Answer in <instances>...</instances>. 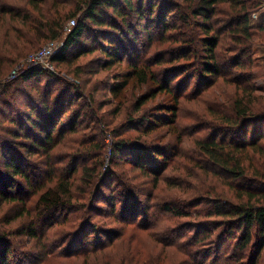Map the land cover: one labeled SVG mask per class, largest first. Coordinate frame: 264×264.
<instances>
[{
	"label": "trees",
	"instance_id": "trees-1",
	"mask_svg": "<svg viewBox=\"0 0 264 264\" xmlns=\"http://www.w3.org/2000/svg\"><path fill=\"white\" fill-rule=\"evenodd\" d=\"M14 1L0 0V30L9 26L5 27L6 33L1 35L0 32V48L9 50L11 56H7V60L10 64L14 63L13 66L41 50H37L41 43L40 40L35 41L36 36L48 43L56 42L72 20L76 21L75 26L53 59L55 70L60 65L69 64V55L74 53L72 61L96 53L103 55L106 61L101 68L121 64L126 52L140 59L137 45L140 36L146 35V45L158 46L155 54L148 53L150 57L142 65L133 64L124 81L115 83L111 92L115 96L123 93L132 79L137 83L157 85L136 100L135 114L138 115L148 102L166 96L170 98V103L160 109L161 115L130 116L126 125L129 130L148 136L169 127L177 138L176 145L172 147L161 140L133 146L124 135H120L119 139H112L109 148L111 158H123L124 151L132 147L134 151L131 152L136 155L128 159V163L133 170L151 173L157 178V187L160 172L148 167V163H163L166 170L174 158L184 156L180 147L190 138L196 159L189 162L212 178L210 181L209 178L201 179L202 187H184L186 181L181 180L173 184L171 188L182 192L185 198L164 202L161 210L163 215L171 214L176 225L160 233L164 238L157 241L160 252L146 261L140 258L137 246L136 249L133 245L122 248L123 244L117 242L127 236L133 241L137 233L155 230L158 218L150 211L153 212L159 205L137 201L141 197L151 201L154 194L146 196L130 184L123 185L121 197L102 194L98 185L92 194L82 190L79 196H90V203L82 205L88 219L71 226L63 243L66 247L60 245V249H64L57 255L55 251L51 253L54 259H84L85 264H166L169 254L176 253L175 264H264V96L257 93L258 89L253 84L252 57L256 35L264 38V15L260 16L264 6L262 0L259 3L258 0H195L194 3L184 0L185 10L175 0H149L147 6L145 0H72L76 6L65 18H60V0ZM65 1L62 3H69ZM43 5L49 7L45 10ZM36 12L41 16H35ZM253 14L261 17L259 23L254 22ZM155 30L161 34L156 42L152 33ZM42 32L45 35H39ZM190 70H194V74ZM180 74L193 78L187 83L185 92L194 77L198 79L195 94H184L182 89L185 86L174 92L172 83ZM45 76L62 82L56 72L38 67L23 69L16 80L27 83L41 81ZM221 86L232 88L226 91L231 96L222 103L214 102V106L204 110L203 119L208 122L193 133L180 132L185 120L183 100L185 102L190 96V99L203 98ZM65 95L66 92L61 93L59 101L67 102ZM74 100V97H69L70 106ZM63 108L64 105H60L56 112H51L49 107H45L42 113L31 111L24 122H15L17 129L12 140L27 154V158L4 144L2 150L5 151L0 155V199L7 204L24 205V202L13 193H8L2 184L8 186L11 192L18 179L33 188L28 157L41 152L48 158L57 145L56 140L61 142L68 134H79L77 130L84 124L79 121L82 115L73 114L69 111L70 107L66 112ZM68 114L71 120L62 123ZM34 131H38L39 135ZM194 134L195 137H192ZM103 148L104 145L95 147L99 152H103ZM141 153L148 156H140ZM85 159L68 158L74 163L64 168L56 182L52 180L54 184L42 193L38 208L50 211L59 206H72L76 193L71 179L78 168L74 165L80 161L83 163ZM121 161L123 159L119 163ZM151 169L154 171L151 172ZM90 170L86 163L81 170L82 185L86 184L88 188L97 179ZM192 178L195 179L193 175ZM101 203L111 208L109 218L123 225L120 231L107 232L93 224L95 218L102 216ZM119 203L125 208L117 213ZM75 219L77 217L70 220ZM63 222H69V219ZM24 234L31 240H42L33 228ZM13 248L12 242L0 237V264L24 263L22 259L11 261ZM115 249L120 255H114V258Z\"/></svg>",
	"mask_w": 264,
	"mask_h": 264
},
{
	"label": "rangeland",
	"instance_id": "rangeland-1",
	"mask_svg": "<svg viewBox=\"0 0 264 264\" xmlns=\"http://www.w3.org/2000/svg\"><path fill=\"white\" fill-rule=\"evenodd\" d=\"M62 1L63 0H60L58 9L60 11V18H65L75 8L76 3L72 0H66L65 2L69 3L64 4ZM75 1L77 2L78 0ZM175 1L182 9H187L186 1ZM189 1L194 3L195 0ZM8 2L15 3L14 0H8ZM145 4L147 6L149 0H145ZM42 7L46 10L49 5H47V8L45 5ZM50 7H52V4ZM34 15L41 16L38 12ZM261 15H264V6L260 10V16ZM260 16L257 14V18L255 19L253 14L255 23L260 22ZM5 27L0 30L1 35L7 32ZM43 33L44 32L39 35H45ZM68 33L69 32L65 31L60 40L56 42L59 45L64 44ZM152 33L154 34V41L156 42L161 35L160 31L155 30L152 31ZM39 40L41 46H39L37 50L40 48L42 50L47 45L48 41H43L40 36H36L35 41L38 42ZM158 42L160 44V40ZM88 44L90 43H87V45ZM146 44V35L142 34L139 44L137 45V49L141 55L139 56L140 59H138L136 55L131 56L129 52H126L124 58H122L121 64L112 65L107 68H101V65L106 61L103 55L96 53L72 61L75 56L73 52V55H69V57L71 56L69 64L60 65L55 70L60 76L59 81H62L59 83L53 77L51 78L48 76L42 78L41 81L33 80L27 83L16 80L21 72L15 77L12 76V73L18 65L27 59V57L23 58L18 65L16 64L13 66L14 63L10 64L7 60V56H11L9 50H6V47L0 48V155L2 151H5L2 149L4 144H6V146L12 148L14 152L18 151L24 158H27V154L21 151L12 139L14 138L13 133L17 129L15 122H24L31 111L42 113L45 107H49L51 112H56V109H58L60 105H64L63 110L65 112L70 107L69 111L73 114L82 115L79 121L80 123H84L83 126L79 127L77 130L79 134H68L61 142L60 139L56 140L57 145L48 158L44 157L43 153H39L34 149L37 153L28 157L29 166L31 167L30 174L33 178V188L29 187L25 181L18 179L15 180L17 183L11 192L8 186L2 184L3 187L8 190V193H13L24 202V205H9L4 200L0 199V237L12 242L14 245L11 252V261L15 262L22 259L24 261L23 264H85L84 259L66 261L60 258L54 259L55 257L51 255L53 251H55L56 255L58 252L61 253L66 247L65 244L63 245L66 240L65 238H67L65 236L71 231V226L75 224V222L79 223L88 219L87 212L82 209V205L89 202L90 196L88 197V194L79 196V194L82 190L92 194L98 185L100 187V192L103 191L101 192L102 194L108 197L111 194L121 197V193L124 191L123 185L126 184H130L136 191L138 190L139 193L145 194L146 196L154 194L153 200L151 201H148L145 197H141L139 200L137 199V201L151 206L159 205V208L156 207L153 212L150 211V213H154L158 218V222L155 224V230L139 232L137 233V238L133 241L131 237L127 236L117 242L123 244L122 248L126 246L131 247L133 245L136 249L137 246L140 258L142 261H146L151 256H156L160 252L157 241H162L161 239H164L160 233L169 231L170 228L176 225V220L171 217V214L163 215L161 210V207L165 205L164 202L171 203L185 198L182 192H178V190L171 188L173 184L181 180L186 181L184 187L188 185H199V187H202L201 179L204 180L205 178H209V181L212 180L210 176L202 173L197 166L189 162L190 159H196V157H194L195 153H193L194 150L190 138H187L186 143L180 147L184 156L174 158L166 170H164L165 165L163 163H154L150 160L151 162L150 164L148 163L147 166L160 172L157 187L155 186L157 178L151 173L144 174L138 170H133L131 164L128 163V159H133L136 155L134 152H131L134 151L132 147L130 150L128 148L124 151L123 158H111L109 148L111 147L112 139L117 140L120 135H124V138L133 146L141 145L146 141L157 143L161 140H164V143L172 145V147L176 145L177 138L169 127L161 128L155 134L148 136L144 135V133L129 130L126 125L129 122H127V119L130 116L141 117L144 114L150 115L152 113L161 115L162 112L160 109L164 105L170 103V98L166 96H160L148 102L138 115L135 114L136 100L151 92L152 87L156 88L157 85L137 83L135 79H132L123 93L115 96V94L111 92L115 83L124 81L125 76L129 73L133 64L142 65V63H145L150 57L148 53L153 54L158 47L156 44L152 46ZM0 45H2V43H0ZM124 45L126 47L127 43L125 42ZM253 49V84L258 89L257 93L264 96V38L260 35H256ZM53 66L55 68L54 64ZM80 67L81 70H78ZM155 71H159L158 68H155ZM190 73L194 74V70H190ZM187 76L186 74H180L179 78L173 81L172 86L174 92L183 86H185V88L182 89L184 94L191 95L197 92V85H199V83L198 79L195 77L194 81L190 84V88L185 92L187 83L193 80L192 77L188 76L189 78H187ZM227 89L231 91L232 88L221 86L216 91L207 94L203 98L190 99L192 98L190 96L185 102L183 100L182 108L185 120H183L180 132L189 134L193 133L196 128L200 130L208 122L203 119L202 113L204 114V110L214 106V102L222 103L227 97L231 96L230 93L226 92ZM64 92H66V99L69 100V97L75 98L72 106L69 105L68 100L67 102L59 101L60 94ZM43 103H45V105ZM69 115L70 114L64 117L62 123H68L71 120ZM188 117H190V120L187 119ZM86 126L87 129H85ZM34 133L39 135L38 131H34ZM115 133L117 134L116 138H114ZM203 133H205V131ZM192 137H195V134ZM97 145H104V151L99 152L95 149ZM139 155L142 156L147 154L141 153ZM98 156L101 158L98 159ZM69 157L86 158L83 163L80 161L76 162L74 165V168L75 166L78 168L71 179L73 182V191L76 193L72 206H59L50 211L41 210V208L37 206L40 196L42 193L52 188L54 184L52 180L56 182V179L60 178L64 168L68 164L74 163V161L68 160ZM122 159V163H119ZM85 163L90 167L91 173L98 179H95V182L89 188L86 184L82 185L81 180V170ZM179 168L181 169L179 170ZM105 170L109 171L106 172ZM154 170L151 169V172ZM192 175L195 179L192 178ZM213 180L215 181V179ZM1 183H3V181H1ZM100 207L103 208L102 216L95 218L93 224L97 225V227H101L107 232L120 231L123 225L115 222L113 218H109L111 208L104 203H101ZM132 207L133 205L131 204L130 208ZM123 208H125V205H121L120 203L117 204V213ZM81 210L83 211L81 212ZM141 210L143 211V208ZM131 214L132 213H130V215ZM75 217H77V219L70 220ZM66 218L69 219V222H63ZM127 219H131V217H127ZM62 222L64 224L61 225ZM143 224H147V222ZM32 228L36 230L38 237L42 238L40 242L31 240L25 236L24 233L32 230ZM104 241L103 239L102 242ZM60 245L64 248L60 249ZM114 255H120L118 250L115 249L113 252V257L115 258ZM45 257H48V259L44 260ZM177 258L178 255L176 253L169 254L166 264H175Z\"/></svg>",
	"mask_w": 264,
	"mask_h": 264
},
{
	"label": "built area",
	"instance_id": "built-area-1",
	"mask_svg": "<svg viewBox=\"0 0 264 264\" xmlns=\"http://www.w3.org/2000/svg\"><path fill=\"white\" fill-rule=\"evenodd\" d=\"M264 5V0H262ZM254 18H257V15L254 14ZM75 20L70 21L67 25L66 31L70 32L71 29L75 26ZM64 44L59 45L57 42L48 43L42 50L37 53H34L27 57V59L18 65L13 71L12 76H17L23 69L30 67H38L51 72H55L53 66L54 57L60 52Z\"/></svg>",
	"mask_w": 264,
	"mask_h": 264
}]
</instances>
